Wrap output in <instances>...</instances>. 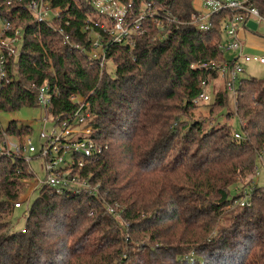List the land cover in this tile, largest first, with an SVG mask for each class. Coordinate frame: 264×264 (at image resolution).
<instances>
[{
	"label": "trees",
	"instance_id": "obj_1",
	"mask_svg": "<svg viewBox=\"0 0 264 264\" xmlns=\"http://www.w3.org/2000/svg\"><path fill=\"white\" fill-rule=\"evenodd\" d=\"M161 1L180 24L163 41L149 28L132 50L101 36L102 70L91 59L100 54L95 36L82 32L88 0L54 1L64 8L66 42L26 12L13 21L24 35L9 64L12 81L0 89V112L38 108L45 85L48 115L71 123L82 106L102 153L72 173L89 192L40 185L25 209L21 197L35 175L21 160L0 162V264H264V192L258 187L247 208L233 205L231 194L264 168V78L241 81L235 111L221 90L211 104L195 103L214 77L196 66L223 60L213 45L219 20L201 33L189 23L192 0ZM249 2L264 16V0ZM200 107L206 116L195 118ZM5 132L25 138L32 129L11 123Z\"/></svg>",
	"mask_w": 264,
	"mask_h": 264
},
{
	"label": "built area",
	"instance_id": "obj_2",
	"mask_svg": "<svg viewBox=\"0 0 264 264\" xmlns=\"http://www.w3.org/2000/svg\"><path fill=\"white\" fill-rule=\"evenodd\" d=\"M54 1L0 0V89L12 81L8 73L9 64L18 58L21 51V47L17 48V45L21 43L24 30L21 26L16 28L13 25V21L18 20L20 11L26 12L39 25H52L53 32L63 36L65 42L68 40L60 21L64 8L55 6ZM88 1L90 13L83 23L82 32L95 36L92 42L94 48L100 47L99 38L105 35L112 45L126 46L132 50L136 38L150 37L149 28H155L160 33L158 39L163 41L170 32V26L180 24L177 19L162 12L165 1L138 0L137 12L132 0L126 3L121 0ZM192 7L194 13L189 23L201 33H208L214 27L213 19L218 18V37L213 45L223 55L222 61L211 60L196 66L213 72L214 77L202 82V90L195 103H211L210 97L214 98L217 91L221 90L226 94L230 109L235 111L237 86L243 80L239 78L245 73L242 64L255 62L264 66V54L246 52L247 45L242 34L255 35L256 31L249 29L247 23L252 22L257 28L264 22V16L252 7L249 0H192ZM226 53L231 56H225ZM91 59L96 60L102 70L106 59L105 49L100 47V54L93 52ZM219 85L222 86L221 89ZM50 98L47 86L37 90L36 102L43 111L42 129L39 132V139L43 143L39 151L36 153L30 137L9 135L0 127V162L4 159L21 160L26 164L27 172L34 174L31 162L40 160L45 174L40 185L54 189L56 193H62L63 189L89 192V185L72 175L75 170L83 168L90 159L102 153V148L90 138L91 127L86 124L89 115L82 111L81 106L71 123H57L51 118L52 126L46 130ZM234 138L240 139V135L234 133ZM256 174L257 170L254 176ZM258 187L253 179L245 186H237L233 205L250 207ZM261 192H264V188H261ZM20 206L19 202L14 205Z\"/></svg>",
	"mask_w": 264,
	"mask_h": 264
},
{
	"label": "rangeland",
	"instance_id": "obj_3",
	"mask_svg": "<svg viewBox=\"0 0 264 264\" xmlns=\"http://www.w3.org/2000/svg\"><path fill=\"white\" fill-rule=\"evenodd\" d=\"M253 36L254 39L259 41L260 43L264 44V22H261L257 28H256V34L255 35H249ZM22 43H19L17 45V48H20ZM247 53L249 54H264V49H253V50H247ZM227 57H230V53H226ZM245 73L240 76L241 79H250V78H255V79H262L264 78V66L259 65L255 62L247 63V64H242ZM107 70L108 72L113 71V66L109 63L107 65ZM221 87L222 86H218ZM239 88V85L237 86ZM211 103L213 101V97L211 96ZM210 103V104H211ZM229 107V105H228ZM230 109V107H229ZM196 117L198 118L199 116H206V109L203 107L198 108L197 110L194 111ZM42 117H43V111L40 110L39 108H20L19 110L15 112H9V113H4L0 112V127L2 129H7L11 123H15L17 127H30L32 129V133L30 136L31 142L33 147L36 150V153L39 151L41 144L43 141L39 139V132L42 129ZM51 117H48L47 125H46V130H48L52 126L51 122ZM230 123L232 124V129L234 131H240V125L239 121L236 118H232ZM42 163L40 160H33L31 162V168L33 169V172L35 174V178L32 181L28 182V186L26 187L24 194L21 197V201L24 203V209L26 207V202H28V207L30 204L33 202L36 196V190L40 186V183L45 177V174L43 173L42 169ZM253 181L257 182L259 187L264 188V168L261 166H258L257 169V174L253 177ZM247 182L242 183L240 186H245ZM232 196H235L236 193L234 192V189L231 190ZM24 210L16 212L17 216V225L18 227H21L24 223V217L25 214L23 213ZM116 215L115 218L120 221V225L124 226L126 229L128 228V225L125 224L122 220L121 215H118L117 213L114 214Z\"/></svg>",
	"mask_w": 264,
	"mask_h": 264
},
{
	"label": "crops",
	"instance_id": "obj_4",
	"mask_svg": "<svg viewBox=\"0 0 264 264\" xmlns=\"http://www.w3.org/2000/svg\"><path fill=\"white\" fill-rule=\"evenodd\" d=\"M242 38H244L247 45L246 52L247 50L264 49V44L254 39L253 36L242 34Z\"/></svg>",
	"mask_w": 264,
	"mask_h": 264
},
{
	"label": "water",
	"instance_id": "obj_5",
	"mask_svg": "<svg viewBox=\"0 0 264 264\" xmlns=\"http://www.w3.org/2000/svg\"><path fill=\"white\" fill-rule=\"evenodd\" d=\"M247 27L252 31H256V25L252 22L247 23Z\"/></svg>",
	"mask_w": 264,
	"mask_h": 264
}]
</instances>
